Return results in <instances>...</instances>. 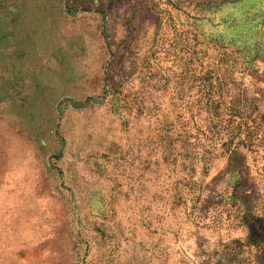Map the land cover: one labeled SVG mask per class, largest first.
I'll return each mask as SVG.
<instances>
[{
	"label": "rangeland",
	"instance_id": "obj_1",
	"mask_svg": "<svg viewBox=\"0 0 264 264\" xmlns=\"http://www.w3.org/2000/svg\"><path fill=\"white\" fill-rule=\"evenodd\" d=\"M0 15L86 38L79 86L16 139L7 205L34 223L62 208L79 264H264V0H0Z\"/></svg>",
	"mask_w": 264,
	"mask_h": 264
},
{
	"label": "crops",
	"instance_id": "obj_2",
	"mask_svg": "<svg viewBox=\"0 0 264 264\" xmlns=\"http://www.w3.org/2000/svg\"><path fill=\"white\" fill-rule=\"evenodd\" d=\"M80 27L58 17L26 15L18 21L0 15V264H79L80 244L64 210L41 207L34 223L32 212L7 205L3 186L10 181L16 139L23 131L37 135L44 103L57 102L65 87L79 86L73 58L86 39ZM66 54L72 60L66 62Z\"/></svg>",
	"mask_w": 264,
	"mask_h": 264
}]
</instances>
